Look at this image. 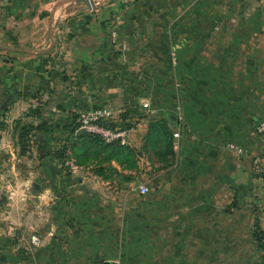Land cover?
Wrapping results in <instances>:
<instances>
[{"label":"crops","instance_id":"0c3cea01","mask_svg":"<svg viewBox=\"0 0 264 264\" xmlns=\"http://www.w3.org/2000/svg\"><path fill=\"white\" fill-rule=\"evenodd\" d=\"M54 1L0 0V31L2 17H49ZM101 1L99 7L85 12L89 21L83 20L80 29L71 25L73 20L57 26L55 35L66 34L62 42L56 37L48 53L0 51L3 163L32 158L13 152L9 138L18 137L15 127L19 120L31 124L45 120L46 138L51 142L55 129L71 128L73 118L68 111L96 105L121 110L130 102L108 73L121 62L109 54L119 42L104 41L111 24L99 21L117 12L111 7L113 2L102 5ZM185 1L135 0L136 6L130 9L136 16V23L130 26V62L151 81L153 72L157 73L153 65L161 61L160 85L157 79L149 82V101L167 114L170 130L179 132L178 137L172 134L173 154L159 169L161 183L156 188L163 197L162 231L169 242L162 255L168 257L165 264H253L257 252L253 245L240 253L234 242L235 235H253L257 217L264 229V137L255 129L264 118V9L254 10V18L261 17L250 24L248 8L226 7L239 0H205L209 6L203 9L202 0H189L192 8L185 7ZM221 3L222 8L212 6ZM143 4L145 7L135 9ZM192 10L198 16L209 15L212 23H177L167 18L178 17L179 21ZM142 16H146L145 25L138 19ZM11 96L12 102L3 109ZM130 96L136 97L135 92ZM131 108L139 111V106ZM12 111L17 113L11 116ZM9 117L16 118V123ZM146 120L139 119L138 127L147 124ZM34 134L42 137L41 132ZM33 164L36 181L32 189L41 201L55 185L57 162L48 150L34 156ZM27 186L28 180H23L17 188ZM181 235H189L192 244L181 247L177 242Z\"/></svg>","mask_w":264,"mask_h":264},{"label":"rangeland","instance_id":"374dc122","mask_svg":"<svg viewBox=\"0 0 264 264\" xmlns=\"http://www.w3.org/2000/svg\"><path fill=\"white\" fill-rule=\"evenodd\" d=\"M95 2L92 8L80 2H69L59 9L53 28V45L56 37L62 42L66 34L60 31L55 35L57 26H65V22L70 24L73 20L71 25L80 29L85 12L99 7L100 0ZM110 2L114 3L111 7L117 14H110L103 20L111 24L104 41L119 42L117 47L109 50V54L115 55V61L119 58L121 62L108 73L115 79L116 86L120 85L122 97L131 99L121 110H113L111 105L105 106L111 109L108 125H113L121 136L107 140L97 134L102 140V144H98L93 138L96 133L83 128V132H78L81 128L78 121L80 112L97 105L81 111H68L69 118H73L71 128L61 126L55 129L53 140L48 142V149L55 154L59 174L51 192L40 201L38 193L32 189L36 181L33 157L43 153L44 149L39 148V137L34 131L25 133L24 129L20 130V125L25 121L18 122L15 127L18 137L9 138L15 147L13 152L32 158L12 159L10 165L3 163L0 158V264H97L104 260L109 261L108 264L168 263V257L162 255L163 249L169 247L167 235L162 231L163 197L156 188L161 183L159 169L170 157L167 154V159H164L160 152L163 149L162 138L158 136L153 144V138L150 140L146 137L151 122L167 117L149 101L152 90L149 82L153 83L157 79L160 85L163 65L161 61L153 65L157 73L153 72L155 79L151 81L136 70L129 56L132 49L129 47L130 34L133 35L130 26L136 23V16L130 13V9L136 6L135 0H102L101 4ZM205 3V0L201 1L202 9L209 6L208 2ZM192 4L189 0L183 3L187 8H192ZM173 6L176 7L177 3ZM212 6L222 8L224 3ZM141 7H145V4L135 9ZM226 7L248 8V19L252 24L259 21L261 16L256 19L253 12H262L264 0L231 1ZM72 14L73 17L69 16ZM33 18L29 14L2 17L4 28L0 31V43L21 47L47 45L48 15L41 19ZM145 18L138 17L141 21ZM161 18L164 17H159V20ZM167 18L177 23H212L209 15L198 16L193 10L179 18V21L178 17ZM0 51L7 54L26 53ZM134 92L136 97H131L130 93ZM152 92L157 93L154 90ZM132 105L139 106V111L131 108ZM10 113L12 116L17 112ZM146 118L147 124L144 122L138 127V120ZM9 121L16 123V118L9 117ZM143 128L144 132L141 131ZM13 145L8 146L9 150ZM72 145L76 146L75 150ZM82 152L83 156L77 161L76 154ZM23 180H28L24 190L23 187L17 188ZM142 182L148 185L146 193L139 190L138 185ZM262 201L264 203V197ZM261 210L264 211V207ZM256 220L253 230L259 225L260 217ZM248 236L253 238L252 244ZM248 236L235 235V250L243 253L253 245L257 251L253 264H264V248L257 244L253 235ZM188 240L189 235H181L177 242L181 247H188L189 243L192 244ZM174 258L177 259L176 256Z\"/></svg>","mask_w":264,"mask_h":264},{"label":"trees","instance_id":"16d2710c","mask_svg":"<svg viewBox=\"0 0 264 264\" xmlns=\"http://www.w3.org/2000/svg\"><path fill=\"white\" fill-rule=\"evenodd\" d=\"M44 14H47V13H44ZM89 17L90 16L88 14H85V20L84 21L86 23L89 21ZM99 23L104 24V21L103 20L99 21ZM0 49L8 51V49H4V48H0ZM49 50H47L45 52L37 53V54H34V55H36V56L42 55L44 53H48ZM13 98H14L13 96L8 98L5 101V105L2 108L3 109L7 108V106L10 104V102H12ZM97 106H99V105H97ZM46 124H47L46 121L42 120V121H40L37 124H31V123L21 124L19 128H20V130L24 129L25 133H27L29 130H32L34 132H41L42 133V137L39 138V145H38L39 148L44 149V152L49 150L50 153L52 154V156L55 158L54 152H52L50 149H48V139L46 138V132H47L48 129H47V125ZM106 124H108V122ZM111 126H113V125H111ZM76 128H78V127H76ZM76 128H74V130ZM171 133H172V131L170 130V128L168 127V125H167V123H166V121L164 119H159L158 121L151 122L150 125H149V128L147 130V133H146V137H148L150 140L153 138V141H152L153 144H154V141L156 140V138H158V136L160 138H162V141H163V147L162 148L163 149H161L160 152L163 153L164 159H167L166 158L167 154H169V155L173 154ZM19 136H20V134H19ZM93 138L98 144H102V140H100V138L98 137L97 134H94ZM72 147L75 150L76 146L72 145ZM76 156L78 158L77 161H80L81 157L83 156V152L81 154L77 153ZM167 161H165L166 164H167ZM253 237L255 238L257 244L260 247L262 246L264 248V229L261 227L260 224L256 225L255 229L253 230Z\"/></svg>","mask_w":264,"mask_h":264},{"label":"built area","instance_id":"2783aa9c","mask_svg":"<svg viewBox=\"0 0 264 264\" xmlns=\"http://www.w3.org/2000/svg\"><path fill=\"white\" fill-rule=\"evenodd\" d=\"M111 112V109L104 105H99L97 107L85 110L80 112L78 121L80 127L86 131L99 134L101 137L111 140L115 137L121 136L120 131L106 124L108 122V116ZM255 129L264 137V118L259 119L255 125ZM174 137H178L179 132L174 130L172 132ZM238 151H241L240 147H236ZM139 190L142 193L148 191V185L145 182L140 183Z\"/></svg>","mask_w":264,"mask_h":264},{"label":"water","instance_id":"95a60500","mask_svg":"<svg viewBox=\"0 0 264 264\" xmlns=\"http://www.w3.org/2000/svg\"><path fill=\"white\" fill-rule=\"evenodd\" d=\"M96 0H55L52 4V7L50 9L49 17H48V35H49V41L47 45L45 46H27V47H21V46H8L0 43V48L12 50V51H20V52H26L30 54H37L41 52H45L49 50L53 43H54V33L53 28L55 24V20L57 18V12L59 9L64 6L67 3L71 2H80L85 4L87 7L92 8L96 4ZM5 105V102L2 106ZM78 132H83V129L80 128Z\"/></svg>","mask_w":264,"mask_h":264}]
</instances>
